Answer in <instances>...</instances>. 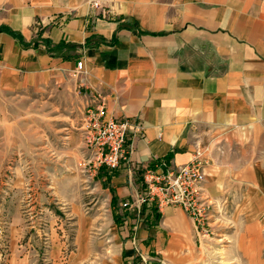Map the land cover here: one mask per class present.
I'll return each instance as SVG.
<instances>
[{
	"label": "crops",
	"instance_id": "crops-1",
	"mask_svg": "<svg viewBox=\"0 0 264 264\" xmlns=\"http://www.w3.org/2000/svg\"><path fill=\"white\" fill-rule=\"evenodd\" d=\"M93 1L100 8L91 0H0V26L25 44L39 43L24 47L0 32V69L25 84H69L84 93L90 110L102 105L103 120L132 124L127 162L101 168L97 177L109 193L107 253L115 264H133L136 240L143 245L138 235H155L159 245L170 235L169 255L192 222L181 208L144 206L142 214L152 209L162 223L144 231L133 228L131 217L120 228L128 216L121 204L141 191V169L160 161L185 166L195 143L209 147L208 197L225 198L239 186L255 190L252 202L264 203V0ZM43 40L58 47L49 52ZM65 233L64 262L47 264H85L89 251L104 257L103 243L88 248L84 225ZM70 245L78 254L66 262Z\"/></svg>",
	"mask_w": 264,
	"mask_h": 264
},
{
	"label": "rangeland",
	"instance_id": "rangeland-1",
	"mask_svg": "<svg viewBox=\"0 0 264 264\" xmlns=\"http://www.w3.org/2000/svg\"><path fill=\"white\" fill-rule=\"evenodd\" d=\"M87 110L84 93L69 84H25L0 69V264L64 262L63 235H72L79 225L86 227L89 249L99 242L107 247L104 257L89 251L85 264H115L107 253L109 193L98 170L83 167L89 152ZM225 196H207L213 204L208 237L198 238L188 217L190 233L167 255L170 235L159 245L155 235L141 231L143 245L139 248L136 240L133 264H264V203L251 201V188L233 187ZM152 209L145 215L123 208L128 216H121L120 228L131 217L135 229L161 224L163 218ZM181 224L186 226L184 218ZM76 249L68 248L72 254L67 252L66 262Z\"/></svg>",
	"mask_w": 264,
	"mask_h": 264
},
{
	"label": "built area",
	"instance_id": "built-area-1",
	"mask_svg": "<svg viewBox=\"0 0 264 264\" xmlns=\"http://www.w3.org/2000/svg\"><path fill=\"white\" fill-rule=\"evenodd\" d=\"M92 7L100 8L97 2ZM81 69L82 62L78 61L76 70ZM102 112L101 104L95 111L87 110L85 144L89 152L83 167L117 170L127 162V136L133 126L127 120H103ZM134 130L140 131L139 128ZM208 149V146L195 143L190 161L182 167L171 168L160 161L152 168L141 169L142 189L132 201L123 203L122 207L129 213L136 214H142V208L152 206L151 204L158 210L167 207L181 208L193 221L197 237H208L211 233L208 218L213 205L204 191V170L211 163V159L204 155Z\"/></svg>",
	"mask_w": 264,
	"mask_h": 264
},
{
	"label": "trees",
	"instance_id": "trees-1",
	"mask_svg": "<svg viewBox=\"0 0 264 264\" xmlns=\"http://www.w3.org/2000/svg\"><path fill=\"white\" fill-rule=\"evenodd\" d=\"M0 32L7 33L8 35L12 36L14 39H16L17 41H19V43H21L24 47H27V46H29V45L35 47V46H37V45L39 44V43H37V42H34V43H32V44H25V43L23 42V39H22V37H21L20 34L14 32V31H11L9 28L4 27V26H0ZM41 44H42V45L47 49V51H49V52H52L54 49H56V48L58 47V46H56V47L51 46V42H50L49 40H43V41L41 42ZM90 45H91V38H87L86 43H85V46H90ZM155 210H156V209H155ZM157 217H159V216L157 215ZM116 221H118V220L116 219Z\"/></svg>",
	"mask_w": 264,
	"mask_h": 264
}]
</instances>
